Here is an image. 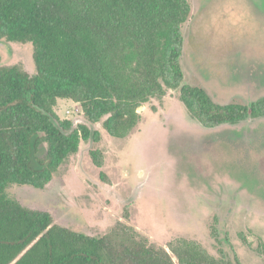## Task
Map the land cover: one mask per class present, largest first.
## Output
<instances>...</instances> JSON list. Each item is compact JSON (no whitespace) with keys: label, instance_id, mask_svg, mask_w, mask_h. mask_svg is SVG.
Here are the masks:
<instances>
[{"label":"trees","instance_id":"1","mask_svg":"<svg viewBox=\"0 0 264 264\" xmlns=\"http://www.w3.org/2000/svg\"><path fill=\"white\" fill-rule=\"evenodd\" d=\"M192 13L190 0H0V40L31 43L36 66L0 63V264H241L188 237L157 246L121 220L102 235L78 231L7 191L45 188L82 141L102 140L98 123L130 138L144 105L168 89L208 129L264 116V96L221 103L200 81L184 83ZM59 99L81 104L85 122L61 119ZM100 154L90 151L96 164Z\"/></svg>","mask_w":264,"mask_h":264},{"label":"rangeland","instance_id":"2","mask_svg":"<svg viewBox=\"0 0 264 264\" xmlns=\"http://www.w3.org/2000/svg\"><path fill=\"white\" fill-rule=\"evenodd\" d=\"M190 2L184 83L200 81L221 103L263 97L264 0ZM0 63L35 73L32 44L0 40ZM179 95L168 89L151 98L130 138H112L102 123L94 125L102 140L82 141L45 188L14 184L8 194L88 234H105L121 220L168 250L183 236L216 256L264 264V116L208 129ZM55 112L75 126L85 122L72 100L59 99ZM92 149L100 150V164Z\"/></svg>","mask_w":264,"mask_h":264},{"label":"built area","instance_id":"3","mask_svg":"<svg viewBox=\"0 0 264 264\" xmlns=\"http://www.w3.org/2000/svg\"><path fill=\"white\" fill-rule=\"evenodd\" d=\"M78 109V108H77ZM69 113L71 112V111H68Z\"/></svg>","mask_w":264,"mask_h":264}]
</instances>
